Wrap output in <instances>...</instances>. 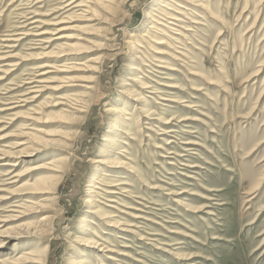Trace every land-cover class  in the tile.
<instances>
[{
	"label": "rangeland",
	"instance_id": "rangeland-1",
	"mask_svg": "<svg viewBox=\"0 0 264 264\" xmlns=\"http://www.w3.org/2000/svg\"><path fill=\"white\" fill-rule=\"evenodd\" d=\"M0 264H264V0H0Z\"/></svg>",
	"mask_w": 264,
	"mask_h": 264
},
{
	"label": "bare ground",
	"instance_id": "bare-ground-1",
	"mask_svg": "<svg viewBox=\"0 0 264 264\" xmlns=\"http://www.w3.org/2000/svg\"><path fill=\"white\" fill-rule=\"evenodd\" d=\"M64 2V1H63ZM68 2V1H67ZM72 2L73 1H70L68 4H72ZM74 2H76V1H74ZM78 3V2H77ZM70 4V5H71ZM76 4V3H75ZM80 5V4H79ZM69 6V5H68ZM65 7H67V6H65ZM77 8V7H76ZM77 10V9H76ZM83 11H85V10H83ZM6 40V39H5ZM39 68V67H38ZM40 68H41V66H40ZM41 74H43V73H40V72H38L37 73V75H35L33 78H28L29 80H27V81H25L24 83H30V84H34V85H32V86H30V87H28L29 89V92H34V93H36L35 91H37L36 89H38L39 88V85H37V83H40V82H43L41 79H40V76H41ZM29 84V85H30ZM40 90V89H39ZM28 92V93H29ZM28 93H24V94H28ZM28 98V97H27ZM26 98V99H27ZM24 99V98H23ZM20 101V100H19ZM9 103H13V102H9ZM8 108H12V107H8Z\"/></svg>",
	"mask_w": 264,
	"mask_h": 264
}]
</instances>
